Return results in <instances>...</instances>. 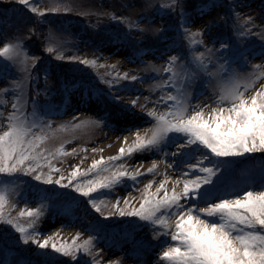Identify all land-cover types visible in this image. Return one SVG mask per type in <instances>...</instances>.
Instances as JSON below:
<instances>
[{"label": "rangeland", "instance_id": "374dc122", "mask_svg": "<svg viewBox=\"0 0 264 264\" xmlns=\"http://www.w3.org/2000/svg\"><path fill=\"white\" fill-rule=\"evenodd\" d=\"M15 1L0 7V47L13 44L20 48L15 59L0 57V69L4 68L0 72V134L8 130L10 115L24 119L30 129L27 139L33 140L37 151L43 153L41 167L37 168L43 177L67 178L77 167L87 170L94 159L117 155L121 146L134 141L137 130L144 135L155 125V119L147 115L150 110L160 115L175 106V101L168 100L170 95L189 108L187 115L192 114V106L200 110L204 105H208L204 108L207 114L228 88L250 87L255 91L264 85V0H178L176 6L172 0H30L38 11L61 9L56 13L49 11L44 17ZM177 8L184 11L187 30L181 28ZM248 17L252 20L248 21ZM246 29L250 33L242 35ZM221 42L230 45L223 52L227 60L219 52ZM48 47L54 51L48 52ZM173 56L177 60L171 62ZM71 57L76 58L75 62H69ZM81 59L95 60V64H80ZM48 61L51 63L46 66ZM39 65L42 72L35 69ZM166 68L170 71L166 72ZM125 73L128 80L113 81ZM132 76L138 79L132 81ZM108 81L118 87L110 91ZM94 93L115 95L119 104L104 95L98 99ZM133 100H137L135 107H131ZM13 103L17 104L16 110ZM129 132L132 135L127 142L123 140L107 150L122 133ZM176 142L183 140L177 138ZM174 145L169 138L159 149L117 161V166L124 164L132 173L138 169L146 173L154 161L157 170L136 181L125 179L113 190L101 191L95 197L101 212L75 191L67 194L55 184L36 181V173L30 175L34 184L27 185L42 191L40 201L30 195L36 192L33 189L27 195L28 189L20 178L4 187L0 185V194L5 197L2 212L7 219L26 229L35 221L30 232L41 233L37 237L40 240L53 237L47 249H39L31 242L24 244L15 227L0 222V264H93L94 259L101 264H166L160 261L171 243L170 236L163 234L165 230L138 217L113 214L112 205L120 197L119 207L125 208L127 197L138 208L144 185L150 181L151 191H155L167 177L168 191L180 192L183 179L200 175L197 171L184 176L200 154L175 159ZM211 163L210 159L205 166ZM169 164H175V170ZM222 171L226 187L235 185L241 192L261 190L264 156L230 158L229 167ZM63 182L67 183V179ZM217 183L214 177L213 184L205 189L211 191ZM232 194L238 192H214L205 199ZM27 210H40L39 219L21 217V211ZM120 221L126 225L114 224ZM127 228L129 233L124 232ZM73 238L82 249L75 260L52 251V242L72 244ZM90 238L91 244L86 245ZM19 250L28 255L26 261L21 262Z\"/></svg>", "mask_w": 264, "mask_h": 264}, {"label": "snow or ice", "instance_id": "6c2138e0", "mask_svg": "<svg viewBox=\"0 0 264 264\" xmlns=\"http://www.w3.org/2000/svg\"><path fill=\"white\" fill-rule=\"evenodd\" d=\"M18 3L28 6L32 13L40 17L46 16L49 11L52 13L61 11L60 8L38 11L37 7L30 4V0H18ZM68 10L64 9V11ZM247 20L251 21L252 18L248 17ZM187 27V18L181 11V28L187 30ZM209 27L210 24L206 25L204 32H207ZM160 31L163 32L164 29L161 28ZM250 31L246 29L242 35H248ZM203 34L200 33V35ZM229 48L230 45L227 43H220L219 52L225 60L227 58L223 52ZM46 50L50 53L54 51L51 47ZM18 55H20L18 45L4 44L0 47V57L15 59ZM57 58L63 59L62 56ZM75 60V57L69 58V62H75ZM176 60L175 56L171 58V62ZM78 62L86 66L95 64V60L87 59H81ZM165 71L170 69L166 68ZM128 79V74L125 73L123 76L117 75L113 81ZM137 79V76L131 77L132 81ZM113 81H108L110 91L112 87H118ZM94 95H97L98 99L100 95H104L108 101L119 104V98L115 95L103 93H94ZM168 100L175 101V106L160 115L150 110L147 115L155 119V125L144 135L137 130L134 141L127 147L121 146L117 155L109 156L107 159L104 157L94 159L87 170L77 167L67 178L60 176L55 180L51 175L43 177L37 173V168L41 167L39 161L43 153L37 151L38 145L33 140L27 139L30 129L25 120L10 115L9 119L12 122L8 125V130L0 134V174L12 175L23 172L25 175H33L36 173L33 175L36 181L55 184L61 188H71L79 196L88 198V203L95 211L101 212L96 199H90L93 194L103 190H113L125 179L136 181L141 175L151 174L157 170L155 161L146 173L139 169L132 173L124 164L117 166L116 162L136 153L159 149L166 139L171 138L176 147V151L172 153L173 156L200 153L197 163L190 164L188 166L190 171L185 172L184 176L197 171L200 175H195L194 179H183V189L180 192L175 189L171 193L168 191L167 177L159 182L155 191H151L153 182L150 181L144 185L143 198L138 208L133 206L127 197L124 198L126 207L120 208V197H117L116 203L112 205L113 214L121 217H138L141 221L163 228L165 230L163 234L170 236L171 241L160 256V261L166 264H264V180L260 184L261 190L252 188L241 192L237 191L235 185L225 186L226 178L222 171L229 167L230 158L242 159L257 153L264 154V85L255 91H252L250 87L228 88L220 97L218 105L211 107L207 114L204 108L208 105L200 107V110L192 106V114L187 115L189 108L183 106L175 96H168ZM225 101L227 103H224ZM136 104L137 100L131 101V107H135ZM12 107L16 110L17 104L13 103ZM125 109L131 110L128 106H125ZM177 138H182L183 142H176ZM185 149L192 151L188 153L184 151ZM93 151L95 152L96 149ZM210 159L212 160L210 166H205ZM140 164L142 165L143 161H140ZM168 167L175 170V164H169ZM105 173L110 174L105 175ZM214 177L218 183L213 185L211 191L205 189L206 185L213 184ZM81 178L87 179L81 180ZM65 179L67 183L63 182ZM222 191L238 192V194L210 201L205 199L214 192ZM4 199L5 197L0 194V222L15 227L16 231L21 233L24 244L31 242L38 245L39 249H47L53 237L40 240L37 237L41 236V233L30 232L29 229L35 227V221L26 229L7 219L2 212ZM201 203L205 206L201 207ZM40 215V210H27L20 213L21 217H35L37 220ZM78 236L79 233H77ZM75 239L73 238L72 244L52 242L51 249L54 253L65 257L71 256L75 260L82 250L75 244ZM91 242L90 238L85 241V244L89 245ZM83 251L90 252V249L83 248ZM93 264H101V261L94 259ZM109 264H119V262L110 261Z\"/></svg>", "mask_w": 264, "mask_h": 264}, {"label": "trees", "instance_id": "16d2710c", "mask_svg": "<svg viewBox=\"0 0 264 264\" xmlns=\"http://www.w3.org/2000/svg\"><path fill=\"white\" fill-rule=\"evenodd\" d=\"M15 2H16L15 0H9V3H5L4 2V4L2 2H0V7L2 8L3 6H7V5L13 4V3L15 4ZM172 3H174L175 6H176L178 4V0H172ZM1 8H0V10H1ZM177 11L181 13V10L179 8H177ZM183 13H184V11H183ZM50 63H51V61H48V63H46V66L49 65ZM62 67H64V66H62ZM35 69H37L40 72H42V67L40 65L38 67H35ZM64 69H65V67H64ZM3 71H4V68L0 69V72H3ZM89 76H92L93 78H95L94 75H89ZM92 82H95V80H93ZM32 101H33V98H30L29 99V103H31ZM258 154H260L261 156H264V154H261V153H257L256 155H258ZM16 178L22 179L24 185H26V187L28 189L27 190L28 192L26 191L27 195L29 193H31L30 191H32V189H33V191H36V192H32L30 195L36 196L37 200H39V201L43 198V195H41L42 191H40L39 189L38 190H34L35 188H33L32 185H27V184H34V183H31V180H32L31 178L32 177L30 175H24L21 172H17V173L12 174V175L0 174V185H2L4 187V186H6L7 184H9V183H11L13 181H16ZM62 189H65V192L67 194H69V193H71L73 191L70 188H62ZM99 193L102 194L101 192H99ZM99 193L93 194V196L90 197V199L95 198ZM80 199L81 200L85 199L83 201L88 202V198L83 197V199L82 198H80ZM114 224L119 226V225H121L123 223H122V221H120V222H115ZM123 225H126V224H123ZM13 250L14 249L10 250L9 252H12ZM18 252H19L18 257L21 258V262L26 261V259L28 258V255L26 254V252L23 251V250H19Z\"/></svg>", "mask_w": 264, "mask_h": 264}, {"label": "bare ground", "instance_id": "6f19581e", "mask_svg": "<svg viewBox=\"0 0 264 264\" xmlns=\"http://www.w3.org/2000/svg\"><path fill=\"white\" fill-rule=\"evenodd\" d=\"M131 135H132V133L131 132H129V133H122L117 139H116V143H114L113 145H110L108 148H107V150L108 151H110V150H112L113 148H115L117 145H119L123 140H125V138H130L131 137ZM173 150L174 151H176V147H175V145H174V147H173ZM173 151V152H174ZM197 154H200L199 152H197ZM182 156V155H181ZM179 156H175V159H177ZM178 164H180L181 162H177ZM177 167V166H176Z\"/></svg>", "mask_w": 264, "mask_h": 264}]
</instances>
